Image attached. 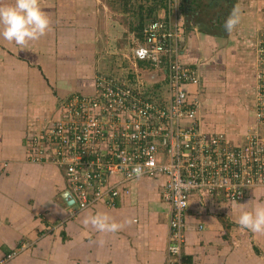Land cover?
Segmentation results:
<instances>
[{
    "label": "crops",
    "instance_id": "obj_1",
    "mask_svg": "<svg viewBox=\"0 0 264 264\" xmlns=\"http://www.w3.org/2000/svg\"><path fill=\"white\" fill-rule=\"evenodd\" d=\"M38 2L50 20L43 37L23 47L0 39V264H168L170 206L161 195L164 177L140 178L113 206L100 202L72 215L61 171L27 159L26 135L59 118L58 105L67 96L92 95L96 74L105 70V54H115L121 65L141 38L140 32L121 36L114 30L121 20L113 18L110 0ZM152 2L155 16L181 25L179 58L201 75V127L239 131L231 139L240 141L254 123L246 107L257 90L256 43L264 28V0H206L201 17L192 8L193 14L186 8L184 17L167 0ZM217 9L227 17L238 10L239 22L231 31H225L224 18H212ZM124 42L132 46L120 47ZM238 203L247 210L264 203V187L251 189L239 202L202 203L190 196L181 264H264V233L235 223ZM96 212L123 227L99 233L85 226L84 217Z\"/></svg>",
    "mask_w": 264,
    "mask_h": 264
},
{
    "label": "built area",
    "instance_id": "obj_2",
    "mask_svg": "<svg viewBox=\"0 0 264 264\" xmlns=\"http://www.w3.org/2000/svg\"><path fill=\"white\" fill-rule=\"evenodd\" d=\"M140 36L125 79L97 73L94 93L67 96L59 118L29 135L24 146L29 161L61 171L72 215L100 202L113 206L140 178L164 177L167 262L181 264L191 195L202 203L239 202L264 187V28L256 43L254 123L240 141L201 127L202 79L179 58L181 25L168 16L149 18ZM137 166L139 175L132 171Z\"/></svg>",
    "mask_w": 264,
    "mask_h": 264
},
{
    "label": "clouds",
    "instance_id": "obj_3",
    "mask_svg": "<svg viewBox=\"0 0 264 264\" xmlns=\"http://www.w3.org/2000/svg\"><path fill=\"white\" fill-rule=\"evenodd\" d=\"M239 22L238 10L233 9L225 19V31H231ZM50 30V20L41 10L38 0H10L0 2V39L16 46L23 47L31 41L43 37ZM133 173L139 175V166L133 168ZM85 226H91L99 233H114L123 225L116 222L105 212L88 214L82 220ZM235 223L242 229L253 233H264V203H258L247 210L238 203V215Z\"/></svg>",
    "mask_w": 264,
    "mask_h": 264
},
{
    "label": "rangeland",
    "instance_id": "obj_4",
    "mask_svg": "<svg viewBox=\"0 0 264 264\" xmlns=\"http://www.w3.org/2000/svg\"><path fill=\"white\" fill-rule=\"evenodd\" d=\"M110 1L112 4V9L114 11L112 14L113 18L121 20V22L120 21L118 22L119 25L117 24L114 30L120 31L121 36H124V35L127 36V34H129L130 32L136 36H139V32L141 30L140 26H142L143 23L147 19L157 17L154 14V10L151 11L154 7V4L152 1H156V0H132V1L131 0H110ZM186 5H188L192 9L200 11L201 13L204 9L207 8L206 0H177L175 8H174L175 12H178V13L180 12L185 17L184 6ZM217 10H218V13L214 12L212 14V18H215L216 20H220L219 18H221L222 21H223V18L224 19L227 18L226 15L228 13H224V10L222 9H217ZM211 12H213V10ZM203 20L205 21V18ZM121 23H123L124 25H120ZM116 28H118V30ZM129 36H131V34ZM123 41H126V40H123ZM134 45L135 44H133V46ZM122 46L125 47L127 50L132 45L130 44L127 45V43L124 42V44H120V47ZM114 57H115V54H112V53L105 54L103 58V64H104L105 70L107 71L104 70L102 71V73H109L111 76L119 80L125 79V77L128 75V71L132 68L133 63L131 60V56L127 58H122L124 60L120 61L122 62L121 65H116V62H118V60L114 59ZM125 63H127V65H123ZM145 83L147 85L151 82L149 81L146 82L144 80V84ZM250 98H251V101L249 102V104H247L246 110L248 111L252 110V113H253V106H252L253 95L250 96L249 99ZM227 126L228 125H226V127ZM248 126L249 124L248 125L246 124L245 127H248ZM214 129L215 128H210V127L208 128V130H210L209 132H219L218 130H214ZM204 130H207V129H204ZM235 132L237 131L231 130V131H227L226 133H228V136L231 139V135H232L231 133L234 134ZM237 133H240V132L238 131Z\"/></svg>",
    "mask_w": 264,
    "mask_h": 264
},
{
    "label": "flooded vegetation",
    "instance_id": "obj_5",
    "mask_svg": "<svg viewBox=\"0 0 264 264\" xmlns=\"http://www.w3.org/2000/svg\"><path fill=\"white\" fill-rule=\"evenodd\" d=\"M186 7H187L188 10H189V15H190V14H193V11H194V10H191L190 7H189L188 5H186ZM205 8H206V7H205ZM212 9H214V7H213ZM204 10H206V9H204ZM204 10H203V11H204ZM196 13H197V12H196ZM197 16H200V17L202 16L200 11H198Z\"/></svg>",
    "mask_w": 264,
    "mask_h": 264
},
{
    "label": "trees",
    "instance_id": "obj_6",
    "mask_svg": "<svg viewBox=\"0 0 264 264\" xmlns=\"http://www.w3.org/2000/svg\"><path fill=\"white\" fill-rule=\"evenodd\" d=\"M186 8H187V7L184 6V10H185ZM187 13L189 14V10L187 11ZM80 95H81V94H80ZM28 135H29V134L26 135V137H25L26 139L28 138Z\"/></svg>",
    "mask_w": 264,
    "mask_h": 264
},
{
    "label": "water",
    "instance_id": "obj_7",
    "mask_svg": "<svg viewBox=\"0 0 264 264\" xmlns=\"http://www.w3.org/2000/svg\"><path fill=\"white\" fill-rule=\"evenodd\" d=\"M67 198H68V196H67Z\"/></svg>",
    "mask_w": 264,
    "mask_h": 264
}]
</instances>
